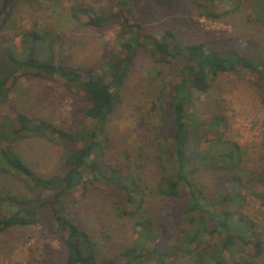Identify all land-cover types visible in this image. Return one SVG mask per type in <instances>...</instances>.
Instances as JSON below:
<instances>
[{
	"label": "trees",
	"instance_id": "16d2710c",
	"mask_svg": "<svg viewBox=\"0 0 264 264\" xmlns=\"http://www.w3.org/2000/svg\"><path fill=\"white\" fill-rule=\"evenodd\" d=\"M18 1L0 0V106L9 101L20 77L55 79L83 94L88 123L72 132L16 109L12 113L18 123L11 135L0 123V173L24 189L0 191V232L33 226L46 217L48 230L66 246L65 264H264L262 218L248 211L255 200L264 214V167L241 171V147L219 130L224 118L205 117L193 108L195 93L208 91L221 73L240 79L249 75L264 90V44L238 36L227 37L224 45L216 40L183 43L171 29L157 35L143 32L130 19L139 0H111L108 10L74 4L72 17L84 14L91 26L117 23L119 28L114 49L102 64L70 66L57 58L54 43L60 36L54 30L22 28L15 34L17 42L3 36ZM192 3L198 15L217 19L237 10L242 0ZM220 5L229 9L218 11ZM250 18L264 22V0H252ZM141 51L153 62L149 70L160 76L149 111H157L161 119L150 138L158 149L159 173L143 182L125 165L110 161L109 147L110 121ZM28 136L62 147L59 173L42 177L24 162L13 145ZM205 168L217 171L210 192L197 182V171ZM93 180L115 188L121 195L117 209L134 219L131 242L109 255H100L89 230L69 215L79 202L75 192L86 190ZM159 203L158 216L139 218Z\"/></svg>",
	"mask_w": 264,
	"mask_h": 264
},
{
	"label": "rangeland",
	"instance_id": "374dc122",
	"mask_svg": "<svg viewBox=\"0 0 264 264\" xmlns=\"http://www.w3.org/2000/svg\"><path fill=\"white\" fill-rule=\"evenodd\" d=\"M74 4L103 10L112 5L111 0H19L3 36L13 39L22 28L54 30L55 35L60 36L54 43L60 63L98 67L112 53L119 26L117 23L100 28L91 26L84 14H80L79 19L74 18L71 15ZM251 6L252 0H242L237 10L208 19L198 15L192 0H139V9H133L130 19L138 22L146 33L157 35L171 29L183 43L216 40L224 45L227 37L238 36L252 37L264 44V22L252 21ZM227 9L228 5L218 7V11ZM14 40L17 42L18 38ZM152 64L148 53L138 54L110 121V161L136 172L140 182L156 178L159 173L158 149L150 138L161 119L157 111L149 110L158 94L160 76L149 70ZM9 96V101L0 106V123L8 135L18 123L13 109L44 118L72 132L88 123L83 117L88 101L82 93L68 90L59 80L20 77ZM193 108L205 117L224 118L225 124L219 130L224 139H231L241 147L244 160L241 171L253 172L264 167V90L257 88L249 75L241 79L229 73L217 75L208 91L195 93ZM66 145L71 147L72 142ZM13 147L36 174L49 177L59 173L60 145L28 136L15 141ZM215 172L210 168L197 171V182L204 191L212 189ZM86 188L75 192L80 196L79 202L70 209L69 215L89 230L100 255L112 254L131 242L134 219L117 209L121 195L112 186L93 180ZM0 191L23 193L24 189L15 178L0 173ZM160 204L151 210L148 208L149 212L139 218L149 213L158 216ZM249 208L248 211L262 218L264 227L261 203L251 200ZM66 255L64 242L48 230L46 217L33 226L12 227L0 232V264H65Z\"/></svg>",
	"mask_w": 264,
	"mask_h": 264
}]
</instances>
